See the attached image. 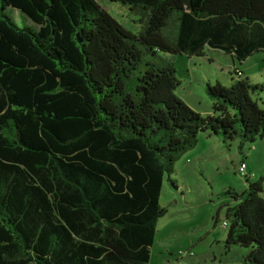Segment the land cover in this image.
Instances as JSON below:
<instances>
[{
	"label": "trees",
	"instance_id": "1",
	"mask_svg": "<svg viewBox=\"0 0 264 264\" xmlns=\"http://www.w3.org/2000/svg\"><path fill=\"white\" fill-rule=\"evenodd\" d=\"M98 1L0 0V264H149L163 181L176 187L197 135L239 149L264 137L250 95L264 81L234 66L206 83L201 116L174 93L173 66L143 58L208 46L243 61L264 50V0H109L138 15L136 34ZM260 192L261 179L227 191L224 243L247 248L244 264H264Z\"/></svg>",
	"mask_w": 264,
	"mask_h": 264
},
{
	"label": "rangeland",
	"instance_id": "2",
	"mask_svg": "<svg viewBox=\"0 0 264 264\" xmlns=\"http://www.w3.org/2000/svg\"><path fill=\"white\" fill-rule=\"evenodd\" d=\"M100 6L127 31L136 34L140 25L138 15L118 1L99 0ZM18 26L34 23L17 9H7ZM144 59L157 65L171 64L179 83L174 93L201 116L210 114L211 99L205 90L206 83L215 81L225 85L232 68H242L251 82L264 81V50L253 52L243 61L231 59L222 50L204 47L202 55L156 52L144 55ZM235 77V74L232 76ZM264 110V92L250 94ZM205 138L196 142L194 150L200 154V163L190 151L184 152L174 167L194 165L189 171L171 174L176 187L164 180L158 203L164 213L157 219L153 243L150 247L149 264H244L242 257L246 247L225 246L226 207L236 203L227 191L241 193L248 182L261 179L264 197V137H255L238 148L239 139L234 137L223 142L220 136L197 135ZM202 153V154H201ZM187 157V159H185ZM246 165L248 180L237 172L240 162ZM216 219V221H215Z\"/></svg>",
	"mask_w": 264,
	"mask_h": 264
},
{
	"label": "crops",
	"instance_id": "3",
	"mask_svg": "<svg viewBox=\"0 0 264 264\" xmlns=\"http://www.w3.org/2000/svg\"><path fill=\"white\" fill-rule=\"evenodd\" d=\"M239 69H241V70H244V69H242V68H239ZM246 75V74H245ZM205 138H203L202 136H198V138H197V140L198 141H201V143H204V140ZM197 142V141H196ZM189 150H191L190 151V154L191 155H195L196 157H197V162L198 163H200V154H199V152H196V150H194V147H192L191 149H189ZM189 150H187V151H189ZM186 151V152H187ZM185 152V153H186ZM202 154V153H201ZM185 159H187V157L185 158ZM177 161V160H176ZM175 166V165H174ZM181 167H174V171H173V173L172 174H174V173H176L177 171H180V172H185V171H189L191 168H194V165H184L183 166V168L182 169H180Z\"/></svg>",
	"mask_w": 264,
	"mask_h": 264
},
{
	"label": "built area",
	"instance_id": "4",
	"mask_svg": "<svg viewBox=\"0 0 264 264\" xmlns=\"http://www.w3.org/2000/svg\"><path fill=\"white\" fill-rule=\"evenodd\" d=\"M237 172H238V174L240 175V176H242V177H245L246 175H247V172H246V165H245V163L244 162H240L238 165H237ZM226 222L224 221V222H222V225L223 226H226Z\"/></svg>",
	"mask_w": 264,
	"mask_h": 264
}]
</instances>
